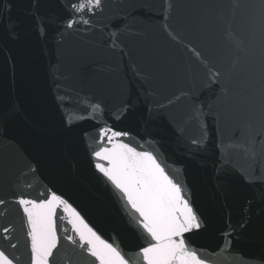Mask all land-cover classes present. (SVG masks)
I'll return each mask as SVG.
<instances>
[{
	"label": "water",
	"instance_id": "95a60500",
	"mask_svg": "<svg viewBox=\"0 0 264 264\" xmlns=\"http://www.w3.org/2000/svg\"><path fill=\"white\" fill-rule=\"evenodd\" d=\"M66 2L0 3V113L15 110L0 134V197L11 201L18 188L33 199L61 194L129 264H143L139 250L148 240L129 226V206L91 154L107 122L130 133L124 142L166 161L184 185L206 225L186 239L208 264H262L264 162L253 174V162L230 142L234 130L260 116V0H102L92 26L71 32L63 27ZM210 69L224 73L223 97L206 90ZM189 92L224 115L225 147L214 131L203 149L190 143L204 141L202 121L189 120ZM129 99L133 109L113 119ZM70 218L57 221L52 264H98L64 239L74 234ZM9 224L19 247L8 252L29 264L15 203L0 215V225Z\"/></svg>",
	"mask_w": 264,
	"mask_h": 264
},
{
	"label": "snow or ice",
	"instance_id": "6c2138e0",
	"mask_svg": "<svg viewBox=\"0 0 264 264\" xmlns=\"http://www.w3.org/2000/svg\"><path fill=\"white\" fill-rule=\"evenodd\" d=\"M10 7L11 5H7L8 9ZM64 7L67 14L63 17V27L65 31L71 32L81 26L91 27L93 19L103 8V2L67 0ZM259 7L262 43L260 116L254 123H246L243 128L234 130L230 137L231 144L238 147L253 162V174L256 165L264 162V0H260ZM10 35H14V30ZM44 35L47 36L46 31ZM240 45L241 50L246 51L245 41H240ZM223 79V72L210 69L206 90L216 96L217 89H220V96L223 97ZM187 96L190 104L189 120L197 123L202 121L203 125L201 140L204 143L201 144L199 140H192L190 143L197 150H201L208 143L204 139L205 136L210 138L214 131L218 138V148L225 147L222 139L225 135V117L222 112L192 92ZM249 106L255 108L251 101ZM133 107L131 99L125 101L113 119L125 118ZM14 115L13 109L8 113H0V134L6 133L7 121ZM209 123L213 125L212 129L209 128ZM129 136L130 133L111 128L105 122L98 133L100 146L93 149L91 154L97 161L96 170L121 194L120 198L124 204L129 206V226L148 240L146 246L139 250L143 264H208L186 239V234L199 232L206 225L194 210L190 197L185 194L184 185L169 174L165 166L166 161L161 162L153 151L138 150L136 146L124 142L122 138ZM99 161H107L111 167ZM246 182L254 183L255 180L246 179ZM41 195L42 199H33L29 193L18 188L13 192L11 201L0 197V215L7 216L9 203L18 206L21 213V229L30 257L29 264H52V258L61 241L57 221L63 220L68 212L75 218L67 220L74 233L64 237L68 244L93 257L98 264H129L122 250L116 244L102 239L61 194L45 191ZM79 225H83V228ZM15 231V224L0 225V241L6 242V247H0V264H18V258L8 252V249L15 250L19 247L13 235Z\"/></svg>",
	"mask_w": 264,
	"mask_h": 264
}]
</instances>
